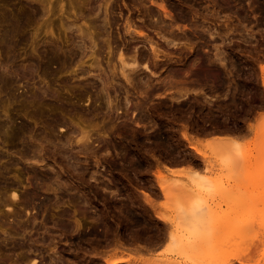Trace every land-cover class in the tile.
I'll return each instance as SVG.
<instances>
[{
	"label": "rangeland",
	"instance_id": "rangeland-1",
	"mask_svg": "<svg viewBox=\"0 0 264 264\" xmlns=\"http://www.w3.org/2000/svg\"><path fill=\"white\" fill-rule=\"evenodd\" d=\"M103 1L0 0V264H264V0Z\"/></svg>",
	"mask_w": 264,
	"mask_h": 264
},
{
	"label": "bare ground",
	"instance_id": "bare-ground-1",
	"mask_svg": "<svg viewBox=\"0 0 264 264\" xmlns=\"http://www.w3.org/2000/svg\"><path fill=\"white\" fill-rule=\"evenodd\" d=\"M103 1V0H102ZM104 2V1H103ZM108 2V4L106 5V14H107V16H108V13H109V11H108V7H109V1H107ZM143 2V1H142ZM152 2V1H151ZM156 2H158V1H155V3ZM164 2V1H163ZM160 3V4H158L166 13H168L169 11H167L168 9H167V3L165 4V3ZM111 3V2H110ZM139 3V2H138ZM184 3H186V2H184ZM137 5V4H136ZM145 5V4H144ZM148 6H149V4H147ZM157 5V6H158ZM102 6V5H101ZM113 6V5H112ZM129 6V5H128ZM111 7V6H110ZM101 8V7H100ZM138 8V7H137ZM99 9V8H98ZM134 9V8H133ZM140 9V8H139ZM97 10V9H96ZM145 10V9H144ZM95 11V10H94ZM153 11V10H152ZM156 13V12H155ZM13 14V15H12ZM11 15H8L7 16V19H8V24H7V27H6V29H5V32H4V38H5V43L9 46V43L11 44V42H10V40L12 39V37L13 36H16V35H18V39L16 40L17 42H21L24 38H22L21 37V34L19 35V32H20V30H21V28L23 27L24 28V25H25V22L26 23H28L26 20V16H27V14L25 15L24 13H22V11L20 12L19 10H16L15 8H14V13H12ZM99 14H100V12H99ZM154 14V13H153ZM95 15V14H94ZM96 15H97V12H96ZM132 15V14H131ZM143 15V14H142ZM168 15V14H167ZM11 16H12V18H11ZM14 16L16 17V19L17 20H13L12 21V19H14ZM106 16V17H107ZM170 16V15H169ZM105 17V16H104ZM27 18H28V16H27ZM108 18H109V16H108ZM160 18V17H159ZM158 18V19H159ZM104 19V18H103ZM106 19V18H105ZM10 20L12 21L11 23H10ZM130 20V19H129ZM132 20V19H131ZM16 21V22H15ZM18 21V22H17ZM158 21V20H157ZM111 22V21H110ZM110 22H107V23H110ZM130 22H132V21H129V23H128V25L129 26H127V27H129L128 28V30L130 29V28H133V26H132V24L130 23ZM112 23V22H111ZM27 25V24H26ZM108 25V24H107ZM111 25V24H110ZM163 27V26H162ZM91 28V27H90ZM164 28V27H163ZM162 29V28H161ZM168 29V28H167ZM136 30V29H135ZM163 30V29H162ZM131 31V30H130ZM130 31H129V33H130ZM172 33V32H171ZM141 35H142V33H141ZM173 35V34H172ZM167 36H169V35H167ZM137 37V36H136ZM145 37V36H144ZM147 37V36H146ZM93 38V37H92ZM91 38V39H92ZM140 38V37H139ZM149 38V37H148ZM165 38V37H164ZM167 38V37H166ZM173 38V37H172ZM175 39V38H174ZM173 39V40H174ZM143 40V39H142ZM145 40H147V39H145ZM12 41V40H11ZM141 41V40H140ZM176 41V40H175ZM144 43V42H143ZM169 43H172V41H171V39H170V42ZM13 44V43H12ZM154 43H152L151 45V47H152V50H153V52L155 53L154 55H155V57L157 58V57H159V55H160V50L158 49V48H160L159 46H154L153 45ZM172 45V44H171ZM12 46V45H11ZM132 46V45H131ZM10 47V46H9ZM128 47V46H127ZM75 51H76V49H74ZM47 51V50H46ZM46 51H44L43 53L44 54H42V53H40L38 56L39 57H37V62L36 61H34V62H36V63H38V66H39V68L41 69V70H43L45 73H49V72H52L51 71V67L54 65V64H60V61H61V59H62V57H61V53H59L58 52V50L57 49H55V50H53V51H48V52H46ZM72 51V50H71ZM135 51V50H134ZM130 52H132V51H130ZM136 52V51H135ZM149 52V51H148ZM123 54V53H122ZM137 54V53H136ZM141 54V53H140ZM165 55V54H164ZM74 56V55H73ZM72 57V56H71ZM120 57V56H119ZM135 57V56H134ZM36 59V58H35ZM70 59V58H69ZM126 59V58H125ZM143 59V58H142ZM63 60V59H62ZM150 60V59H149ZM124 61V60H123ZM126 61V60H125ZM137 61V60H136ZM121 62H122V60H121ZM126 63H127V61H126ZM125 63V64H126ZM133 63V62H132ZM150 63V62H149ZM124 64V65H125ZM130 64V63H129ZM127 65V64H126ZM145 65H146V63H145ZM154 65V64H153ZM131 66V65H130ZM133 66V65H132ZM135 66H136V62H135ZM128 67V66H127ZM146 67L148 68V66L146 65ZM122 68H124V67H122ZM133 68V67H132ZM136 68V67H135ZM126 69V68H125ZM156 69V68H155ZM127 70H128V68H127ZM131 70H133V69H131ZM130 70V71H131ZM261 70H262V73H263V83H264V65H262V67H261ZM121 71V70H120ZM54 72V71H53ZM152 72V71H151ZM124 73V75H125V72H123ZM122 73V74H123ZM133 74V73H132ZM135 74V73H134ZM127 75H129V74H126V76ZM131 75V74H130ZM157 75V74H156ZM128 77V76H127ZM149 81V80H148ZM1 82H2V87H7V85L10 83V81L9 80H7V79H2L1 80ZM13 82V81H12ZM21 128V127H20ZM17 131H19V129L17 130ZM18 135V132H16V134H15V137ZM85 136V135H84ZM186 136V140L189 142V144H190V147H192V148H194L195 150H197V152H200L201 153V155L203 156H205V158L207 157L206 156V153L205 152H202L201 151V148H200V146L196 143V140H194L192 137H190V135H185ZM88 137H89V135H88ZM83 138H85V137H83ZM87 138V137H86ZM80 140H81V138H80ZM83 140V139H82ZM89 143V142H88ZM239 143V141H238V139H236V137H219V138H216V139H213V140H207V143H206V145L207 146H209V148H211V147H213V150H214V148H215V152L217 151V153L218 152H220L221 150H223V148H224V146L226 145V144H229V146H230V148L232 147V146H235L236 144H238ZM84 144V143H83ZM86 145V144H85ZM83 147H84V145H83ZM86 149V148H85ZM88 149V148H87ZM214 152V153H215ZM245 157V155L244 154H242V153H238L236 156H235V158H233L232 157V159L230 158V160H231V162H236V163H239L240 161H241V159H243ZM239 161V162H238ZM233 163V164H234ZM172 169V168H171ZM177 170H173L172 169V171L171 172H176ZM190 174L192 175V176H194L195 178L194 179H192V182L194 183V182H196V184H198L199 183V180L197 181L196 179H198V178H196L197 177V175H198V172H196V171H191L190 172ZM158 175V178H159V184H160V186L163 188V191H164V188H166V185H165V178H163V174H161V173H159V174H157ZM17 189V188H16ZM12 191V196H13V198H16L17 197V193L18 192H16L14 189L13 190H11ZM18 191V190H17ZM197 205V204H196ZM200 206H201V204H200ZM199 208L200 207H198V205L197 206H188V207H183L181 210H182V213H184V214H188V213H191V212H195V211H198L199 210ZM238 208H240V207H238ZM238 208H233V209H230L229 210V215H228V217L226 218V223L228 224V225H230L231 227L233 226L234 227V225L237 227V226H239V228H245V229H248L247 227L249 226V224H250V221L253 223V221H255L254 219V217L253 216H248V215H242V216H240V217H238V219L236 220V221H233L234 219L232 218V214H230V212L231 213H236V211H240L241 209H243V208H241L240 210L238 209ZM243 211V210H242ZM249 223V224H248ZM247 226V227H246ZM235 227V228H236ZM241 228V229H242ZM183 246V245H182ZM197 250V249H196ZM227 250H229V252H227ZM193 252V251H192ZM231 253V251H230V249H227L226 248V264H232L231 263V259H230V254ZM230 254V255H229ZM126 261H130L129 259H126V258H117V259H113V258H111V259H107V263L108 264H118V263H121V262H126Z\"/></svg>",
	"mask_w": 264,
	"mask_h": 264
},
{
	"label": "crops",
	"instance_id": "crops-1",
	"mask_svg": "<svg viewBox=\"0 0 264 264\" xmlns=\"http://www.w3.org/2000/svg\"><path fill=\"white\" fill-rule=\"evenodd\" d=\"M219 136H223V135H219Z\"/></svg>",
	"mask_w": 264,
	"mask_h": 264
}]
</instances>
